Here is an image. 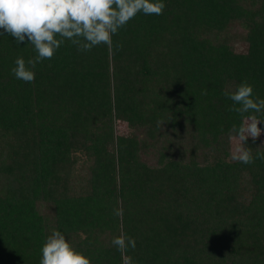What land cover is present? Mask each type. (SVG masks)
<instances>
[{
	"label": "trees",
	"instance_id": "1",
	"mask_svg": "<svg viewBox=\"0 0 264 264\" xmlns=\"http://www.w3.org/2000/svg\"><path fill=\"white\" fill-rule=\"evenodd\" d=\"M163 2L111 53L65 41L32 83L11 69L34 47L0 35V264H40L54 229L92 264H124L121 232L130 264H264V161L232 160L223 95L246 80L264 99V0Z\"/></svg>",
	"mask_w": 264,
	"mask_h": 264
},
{
	"label": "clouds",
	"instance_id": "2",
	"mask_svg": "<svg viewBox=\"0 0 264 264\" xmlns=\"http://www.w3.org/2000/svg\"><path fill=\"white\" fill-rule=\"evenodd\" d=\"M166 5L163 0H0V35L7 33L17 45L27 41L34 47L36 56L27 61L18 57L11 69L16 79L25 83L35 80L36 64L50 60L65 41H70L80 52L91 51L99 45L113 50V36L138 14L162 15ZM122 49L123 44L115 45ZM253 86L246 80L235 90L225 87L223 95L233 102L229 111L243 117L239 127L233 124L230 136L235 134L242 142L232 154V160L252 164L255 159L264 161V151H257L255 158L243 145L249 137L255 141L264 132L255 115L245 113L264 111V99L253 97ZM206 94V93H205ZM119 203V202H118ZM113 215L123 216V208L113 209ZM112 245L124 256L129 247L135 248L133 237L121 232L113 237ZM40 264H92L91 259L78 251L59 230H52L41 249Z\"/></svg>",
	"mask_w": 264,
	"mask_h": 264
},
{
	"label": "rangeland",
	"instance_id": "3",
	"mask_svg": "<svg viewBox=\"0 0 264 264\" xmlns=\"http://www.w3.org/2000/svg\"><path fill=\"white\" fill-rule=\"evenodd\" d=\"M236 47L238 48V50H244L245 49L244 45L241 42H238L236 44ZM116 126H117L116 129L125 130L128 134H130L132 136H140L141 135L139 129H136L132 126H129L126 123L118 121V122H116ZM238 144H240V140L236 136L232 137V154L234 153L235 148Z\"/></svg>",
	"mask_w": 264,
	"mask_h": 264
}]
</instances>
